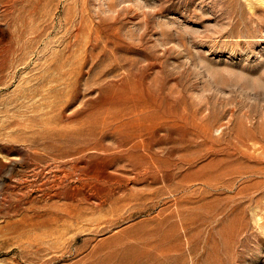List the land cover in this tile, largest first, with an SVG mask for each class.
Listing matches in <instances>:
<instances>
[{
  "label": "rangeland",
  "instance_id": "rangeland-1",
  "mask_svg": "<svg viewBox=\"0 0 264 264\" xmlns=\"http://www.w3.org/2000/svg\"><path fill=\"white\" fill-rule=\"evenodd\" d=\"M0 264H264V0H0Z\"/></svg>",
  "mask_w": 264,
  "mask_h": 264
},
{
  "label": "bare ground",
  "instance_id": "bare-ground-1",
  "mask_svg": "<svg viewBox=\"0 0 264 264\" xmlns=\"http://www.w3.org/2000/svg\"><path fill=\"white\" fill-rule=\"evenodd\" d=\"M141 113H142V112H141ZM116 122H117V121H116ZM98 138H99V137H98ZM133 141H134V140H133ZM135 141H136V140H135ZM135 141H134V143L137 142V141H136V142H135ZM148 141H149V140H148ZM138 142H139V141H138ZM138 142H137V143H138ZM148 143H149V142H148ZM130 144H131V143H130ZM115 145H116V144H115ZM129 146H130V145H128V147H129ZM137 148H138V147H137ZM129 150H130V152L133 151V150H136V146H135V145H134V146H131V147L128 149V151H129ZM137 151H138V150H137ZM125 153H127V152H125ZM128 153H129V152H128ZM122 154H123V153H122ZM129 154H130V153H129ZM131 154H132V153H131ZM131 154H130V155H131ZM130 155H129V156H130ZM132 155H133V154H132ZM132 155H131V158L133 159V156H136V155H133V156H132ZM139 157H140V155H139ZM139 157L136 156V158H135V157H134V158H135V160H137V158H139ZM129 158H130V157H129ZM142 159H143V157L141 156V161H142ZM135 160L133 159V160H132V161H133L132 163H134ZM130 161H131V160H130ZM139 161H140V160H139ZM104 163H105V162H104ZM138 163H139V162H138ZM136 166H137V165H136ZM144 166H145V165H144ZM144 166H143V167H144ZM137 167H138V166H137ZM137 167H135V169H136ZM141 168H142V166H141ZM145 168H146V166H145ZM137 169H138V168H137ZM146 170H147V168H146ZM146 170H145V171H146ZM143 171H144V170H143ZM138 172L140 173V171H138ZM141 172H142V171H141ZM138 175H141V174H137V176H138ZM128 179H129V178H128ZM96 183H97V182H96Z\"/></svg>",
  "mask_w": 264,
  "mask_h": 264
}]
</instances>
